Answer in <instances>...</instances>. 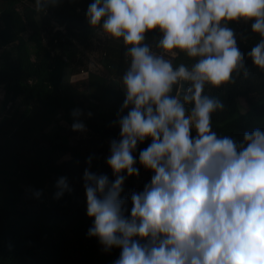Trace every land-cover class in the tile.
Segmentation results:
<instances>
[{
	"label": "clouds",
	"instance_id": "9594fccd",
	"mask_svg": "<svg viewBox=\"0 0 264 264\" xmlns=\"http://www.w3.org/2000/svg\"><path fill=\"white\" fill-rule=\"evenodd\" d=\"M59 2L35 0V8L46 12ZM86 19L110 38H122L130 57L122 76L121 112L128 111L116 122L120 139L111 141L106 160L116 178L110 182L88 169L83 174L93 218L87 235L104 252L121 249L114 264H264V131L245 132L241 143L219 137L212 114L225 105L204 94L206 84L220 87L235 83L233 73L249 74L228 22L253 21L251 31L262 39L247 55L264 70V0H94ZM154 29L162 33L157 46L163 53L175 58V50L183 52L196 61L191 68L174 67L143 43ZM81 114L71 113L73 131H86ZM146 138L151 143L139 163L154 175L131 194L126 216L121 173L139 174L133 152ZM56 187V198L71 191L65 177Z\"/></svg>",
	"mask_w": 264,
	"mask_h": 264
},
{
	"label": "trees",
	"instance_id": "16d2710c",
	"mask_svg": "<svg viewBox=\"0 0 264 264\" xmlns=\"http://www.w3.org/2000/svg\"><path fill=\"white\" fill-rule=\"evenodd\" d=\"M31 2L35 4V0L28 4L0 0V85L4 106L9 103L0 111V264H114L121 249L105 253L98 239L87 235L93 218L86 212L83 174L88 169L107 175L110 182L116 178L106 160L111 141L120 139L116 122L128 111L121 112L122 76L130 57L122 39L110 38L100 25L88 24L86 12L94 0H60L48 8L51 14L37 12ZM51 20L64 26L66 41L58 40L60 31H51ZM252 22L227 23L244 54L248 76L243 71L238 76L233 73L235 83L204 88L205 95L225 105L223 111L212 114V130L237 143L243 141L245 132L257 127L264 131V70L247 55L262 39L251 31ZM100 30L105 36L97 47ZM161 38L162 33L154 29L145 33L143 43L159 55ZM84 49L104 52L99 71L80 73L88 64ZM175 51L177 56L168 58L174 67L183 63L191 68L196 62ZM83 87L85 91L78 90ZM240 98L246 101L244 111ZM74 109L81 110L78 119L82 118L89 139L77 138L78 131L72 130ZM150 143L146 138L133 152L139 174L121 173L126 176L120 197L127 201L126 216L131 211V194L142 192L154 175L139 163L140 151ZM61 177L67 178L71 191L56 198ZM24 187L27 200L22 199ZM36 192L41 195L37 197Z\"/></svg>",
	"mask_w": 264,
	"mask_h": 264
},
{
	"label": "built area",
	"instance_id": "2783aa9c",
	"mask_svg": "<svg viewBox=\"0 0 264 264\" xmlns=\"http://www.w3.org/2000/svg\"><path fill=\"white\" fill-rule=\"evenodd\" d=\"M23 2L25 4L26 3L28 4V0H23ZM30 4H31V6H33L35 8V4H33L32 2ZM42 12L44 14H51V11H49L48 9H47L46 12L45 11H42ZM51 31L52 32L60 31L61 32V37L58 40L62 41V42L66 41L67 34H66V30H65L63 25L58 24L54 20H51ZM97 33H98V36L95 39V45L97 47H101L102 46V41H103V38H104L105 34L101 33V30H100V32L98 31ZM55 40H57V39H55ZM46 41H47V39H46ZM88 53H90V58L87 56V63H88L87 64V70L80 71L81 74H87V72H90V71H92V72L99 71L102 68V66L100 67L101 64L99 62V57H100V55H103L104 52H98L97 50L96 51L94 50V51H90ZM88 53H86L85 55H87Z\"/></svg>",
	"mask_w": 264,
	"mask_h": 264
},
{
	"label": "rangeland",
	"instance_id": "374dc122",
	"mask_svg": "<svg viewBox=\"0 0 264 264\" xmlns=\"http://www.w3.org/2000/svg\"><path fill=\"white\" fill-rule=\"evenodd\" d=\"M25 35H26V34H25ZM80 49L83 50L82 47H80ZM83 53L86 54V53H88V52H86L85 49H84V52H83ZM159 55H164L166 59L169 58V55L163 53V51H162V53L159 54ZM87 56L90 58V53H88ZM88 60H89V59H88ZM100 67H101V65H100ZM85 89H86V87H83V88H81V89L79 88L78 90H79V91H85ZM3 98H4V90L2 89V85H0V111H1V112H2V111L7 107V105L9 104V103H8V104L6 103L5 106H4V99H3ZM238 102H239L240 110H241V111H244L245 108H246V101H245L243 98H240ZM80 121H83L82 118H80ZM76 135H77V138H79V139H89V133H88L87 129H86V131H84V132H77ZM73 140H75V138H73ZM27 198H28V189L24 187V189H23V194H22V199H23V200H27ZM100 246H101V249L103 250L101 244H100ZM105 253H107V252H105Z\"/></svg>",
	"mask_w": 264,
	"mask_h": 264
}]
</instances>
